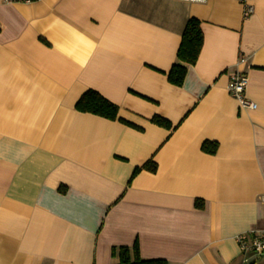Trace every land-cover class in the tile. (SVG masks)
<instances>
[{
    "label": "crops",
    "instance_id": "1",
    "mask_svg": "<svg viewBox=\"0 0 264 264\" xmlns=\"http://www.w3.org/2000/svg\"><path fill=\"white\" fill-rule=\"evenodd\" d=\"M190 18L203 44L176 86ZM88 89L120 119L76 110ZM262 195L264 0H0V264H118L136 241L169 264H264L237 241Z\"/></svg>",
    "mask_w": 264,
    "mask_h": 264
},
{
    "label": "trees",
    "instance_id": "2",
    "mask_svg": "<svg viewBox=\"0 0 264 264\" xmlns=\"http://www.w3.org/2000/svg\"><path fill=\"white\" fill-rule=\"evenodd\" d=\"M203 44V33L200 21L197 18H190L183 29L182 39L177 51V62H175L167 73L168 80L176 85L181 86L184 83L187 67L185 64H194L198 59ZM76 110L85 113H91L107 119L116 120L119 118V106L94 89L86 90L75 104ZM122 122L137 127L134 124L121 119ZM151 121L165 128H172V123L159 115L151 118ZM138 128V127H137ZM218 149V143L206 140L202 144L204 152L215 154ZM142 170L155 172L157 163L150 159L142 166L134 169L131 180ZM196 207L202 208L203 202L196 200ZM112 255L118 256V264H169L165 259H144L140 256L139 245L136 241L133 247L121 246L113 247Z\"/></svg>",
    "mask_w": 264,
    "mask_h": 264
},
{
    "label": "built area",
    "instance_id": "3",
    "mask_svg": "<svg viewBox=\"0 0 264 264\" xmlns=\"http://www.w3.org/2000/svg\"><path fill=\"white\" fill-rule=\"evenodd\" d=\"M9 3L14 2H32L33 0H6ZM204 2L206 0H190ZM253 12V7L249 5L244 6V15L248 16ZM248 85V76L245 72L236 71L232 76L228 89L230 93L237 98L241 106L254 108L255 103L246 96V88ZM264 203V195L260 197ZM237 241L240 245L241 251L244 254L253 253L256 255H264V226L262 228L243 232L237 236Z\"/></svg>",
    "mask_w": 264,
    "mask_h": 264
}]
</instances>
